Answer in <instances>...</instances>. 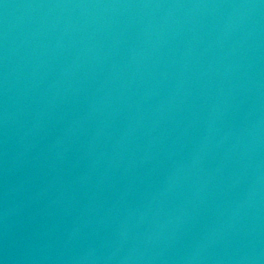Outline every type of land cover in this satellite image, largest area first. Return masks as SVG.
Returning <instances> with one entry per match:
<instances>
[{
  "label": "water",
  "instance_id": "1",
  "mask_svg": "<svg viewBox=\"0 0 264 264\" xmlns=\"http://www.w3.org/2000/svg\"><path fill=\"white\" fill-rule=\"evenodd\" d=\"M0 264H264V0H0Z\"/></svg>",
  "mask_w": 264,
  "mask_h": 264
}]
</instances>
